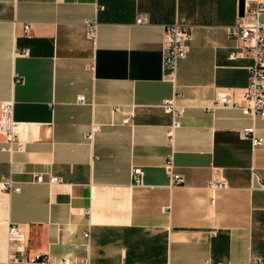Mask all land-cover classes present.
Segmentation results:
<instances>
[{
  "label": "crops",
  "instance_id": "obj_1",
  "mask_svg": "<svg viewBox=\"0 0 264 264\" xmlns=\"http://www.w3.org/2000/svg\"><path fill=\"white\" fill-rule=\"evenodd\" d=\"M140 16L147 24H136ZM178 18L192 30L171 80L163 27ZM240 18L239 0H0V102L13 103V121L40 125L23 152L0 139V264L264 258V187L253 186V175L264 185V120L211 108L220 92L240 103L248 83L252 60L231 58L240 44L227 34ZM169 97L183 109L172 154L182 184L163 168L170 118L160 104ZM251 125L256 148L239 137ZM133 168L143 172L139 186ZM215 171L228 189H208ZM6 178L19 192L1 190ZM11 226L22 241L8 239Z\"/></svg>",
  "mask_w": 264,
  "mask_h": 264
},
{
  "label": "built area",
  "instance_id": "obj_2",
  "mask_svg": "<svg viewBox=\"0 0 264 264\" xmlns=\"http://www.w3.org/2000/svg\"><path fill=\"white\" fill-rule=\"evenodd\" d=\"M246 9L244 15L232 27L227 28V34L235 39L239 44V50L231 54L232 59L244 58L249 56L252 64L248 67V83L243 89L241 102H237L233 95L226 91L217 94L216 100L212 105V109L229 107L239 109L244 117L255 120L257 118L264 120V0H244ZM249 3V5H248ZM148 19L140 16L136 19V24H147ZM87 37L94 40L97 32V23L95 20L86 22ZM192 26L185 18L175 19L172 23L163 27V70L166 79L173 80L176 76L178 63L183 60L188 52V43L191 38ZM31 27L24 24L23 34L30 37ZM27 56V51L19 53ZM77 103L83 104L84 97L78 96ZM160 108L162 112L169 116L170 124L166 132V145L170 153L166 157L163 168L169 177L171 184H182L181 176L173 173L172 154L175 145L176 132L181 128V118L183 109L176 103L175 97L164 99ZM119 111L114 108V112ZM13 103L0 102V139L3 138L8 145L6 150L23 152L25 146L30 141L39 139L40 125L15 122L12 119ZM123 124L131 125L129 118L122 121ZM92 134L88 135L91 138ZM239 137L251 143L252 147L262 145V139L256 136L253 125L243 128L239 131ZM42 176H37L36 182H42ZM131 181L134 185L139 186L143 182V172L140 168H133L131 171ZM49 184H56L58 179L51 177ZM254 184L259 188L264 185L260 178L253 175ZM208 189L215 193L229 188L228 182L223 175L215 171L207 184ZM1 190L3 192H19V187L15 185L11 179L6 178L1 182ZM213 202V201H212ZM88 238V233L84 235ZM25 235L16 227L11 226L8 230V239L13 242H20ZM42 262L53 264L52 259L48 257L42 258ZM60 264H70V260L62 259ZM245 264H264V258L252 256L248 263Z\"/></svg>",
  "mask_w": 264,
  "mask_h": 264
},
{
  "label": "water",
  "instance_id": "obj_3",
  "mask_svg": "<svg viewBox=\"0 0 264 264\" xmlns=\"http://www.w3.org/2000/svg\"><path fill=\"white\" fill-rule=\"evenodd\" d=\"M243 0H239V16L242 17L243 16Z\"/></svg>",
  "mask_w": 264,
  "mask_h": 264
}]
</instances>
